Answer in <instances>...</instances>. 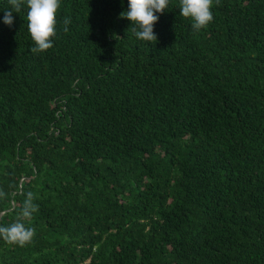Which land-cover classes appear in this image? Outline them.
<instances>
[{"label": "trees", "instance_id": "trees-1", "mask_svg": "<svg viewBox=\"0 0 264 264\" xmlns=\"http://www.w3.org/2000/svg\"><path fill=\"white\" fill-rule=\"evenodd\" d=\"M178 5L146 42L128 0H61L33 54L0 0V225L38 205L0 264H264V0Z\"/></svg>", "mask_w": 264, "mask_h": 264}, {"label": "clouds", "instance_id": "clouds-1", "mask_svg": "<svg viewBox=\"0 0 264 264\" xmlns=\"http://www.w3.org/2000/svg\"><path fill=\"white\" fill-rule=\"evenodd\" d=\"M10 8L4 10L3 23L11 26L14 23L13 12L19 13L22 6L27 8V29L32 38L30 51L39 54L53 47L57 35L56 14L61 0H7ZM171 0H128L127 9L120 13V18L131 21L128 31L141 41L156 42L158 37L154 26L159 20V14L167 11ZM220 6V0H179V13L185 19L191 20L194 31L206 28L214 19L212 8ZM70 17L63 20V31H69ZM6 193L0 191V198ZM33 193L28 192L23 202L19 216L12 223L0 225V239L6 243L24 246L35 236V228L26 226L25 220L38 210L33 203Z\"/></svg>", "mask_w": 264, "mask_h": 264}]
</instances>
